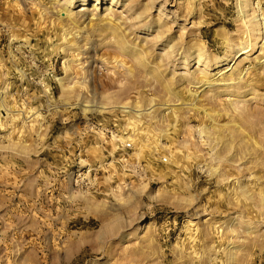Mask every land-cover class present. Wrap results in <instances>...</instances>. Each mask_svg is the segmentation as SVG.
I'll return each instance as SVG.
<instances>
[{
  "label": "rangeland",
  "instance_id": "obj_1",
  "mask_svg": "<svg viewBox=\"0 0 264 264\" xmlns=\"http://www.w3.org/2000/svg\"><path fill=\"white\" fill-rule=\"evenodd\" d=\"M95 1L74 26L64 0H0V264H264V34L238 58L240 0H122V44Z\"/></svg>",
  "mask_w": 264,
  "mask_h": 264
},
{
  "label": "bare ground",
  "instance_id": "obj_2",
  "mask_svg": "<svg viewBox=\"0 0 264 264\" xmlns=\"http://www.w3.org/2000/svg\"><path fill=\"white\" fill-rule=\"evenodd\" d=\"M57 1H62V0H57ZM81 1L84 2L83 5H86L85 2L87 0H81ZM120 1H122V0H110L111 6L105 8L102 15L100 14V16H99V13L92 14V17L91 18L87 17V20L89 19L90 22H91L93 19L96 18V20H98V21L99 20H101V22L102 21H105L107 25H104V26H107L108 28H110L112 30V31L110 30L111 31L110 33H113V35L115 37H117V39H119L118 41L123 44V39H122L123 37L119 36V34H118V27H117L118 21L115 18V14L113 12H111V10H113V7L112 6H118L120 4ZM64 2H65V5H64V7L62 9H60L57 12V16L60 19H65L70 24L76 26L77 23H78L77 22L78 19L76 20L75 15L71 12V9H70L72 7L73 0H64ZM95 2H96V5L95 6L99 5V0H96ZM198 2H200V0H194L193 3L191 2L192 4L190 3L189 11H190L191 14H193L194 12L197 11ZM250 5H251L250 0H240V15H239V17H240V20L242 21V24L244 26L243 32H244V35H246L245 38L248 39V40H250V41H247L246 43H248V44H249V42H251V43L249 45H245V46L240 45V48L238 49V55H237L238 58H241L243 55L249 54L253 50V48L257 46V43H252V41H251V39L253 38V36H258L260 33L264 34V23L263 22L262 23L259 22L258 21L259 19L257 20V16H254L253 14L252 15L251 14H248V11L247 10H249ZM163 8H164L163 5L159 8V14L163 12L162 11ZM98 9H96V10H98ZM83 10H84V8L81 11H83ZM81 11H79V13H81ZM253 13H255V12H253ZM84 14L85 13H83L81 15V17L84 16ZM62 15L64 17H62ZM139 17H140V15H138L136 18H139ZM119 27L121 28V24H119ZM69 32H67L66 34H69ZM73 46H75L74 43H73ZM173 47H174L173 44H171V45L167 44V47H165L163 49V55H169V54H171V52L173 50ZM260 47H261L260 50L264 52V44L262 46H260ZM195 51L192 52L193 54L190 57H185L183 59V62H182L183 63V68L182 69H187L189 66L191 67V66H195V65H197V68H196L197 70L200 69L201 67H204V69H205V68H209L211 66L209 60H207V58L205 57V54L202 52V50H197L196 52ZM140 56H141V54H139V57ZM262 58H264V55L263 56H257L256 57V60L257 61H261ZM217 64L218 63H215V67L218 66ZM233 73L234 72H232L229 75L230 78H231V80H234V78H233V75L234 74ZM195 74L197 75L198 74V71H196ZM195 74H194V78L197 81V83L203 82V85H205V86L207 85V86H210V87L213 84L216 83L215 80H211L209 78H206L205 80L202 79L203 77H206V74H205V72L203 70L201 71V69H200L199 74H201V76H203L202 78H200L201 76L199 77V76H196ZM239 74H241V73H239ZM192 75H193V73H192ZM188 79H189V76H188ZM59 80L61 81L62 79H59ZM81 107L84 108L85 111L86 110H94V111L102 112V111H105L107 109V107L104 106V105H102V104L101 105H96V104L95 105L81 104ZM90 108H92V109H90ZM120 108H123L126 111L129 110L131 112H134L136 114V116H138V117L140 115H142V114H145L143 111H139V109L138 110L131 109L127 105H123ZM150 113H148V114H150Z\"/></svg>",
  "mask_w": 264,
  "mask_h": 264
},
{
  "label": "built area",
  "instance_id": "obj_3",
  "mask_svg": "<svg viewBox=\"0 0 264 264\" xmlns=\"http://www.w3.org/2000/svg\"><path fill=\"white\" fill-rule=\"evenodd\" d=\"M116 149L114 154H116V162L127 172L136 171L141 174L142 166L141 161L134 156V145L132 141H116ZM162 163H167V158L164 157L161 160Z\"/></svg>",
  "mask_w": 264,
  "mask_h": 264
}]
</instances>
